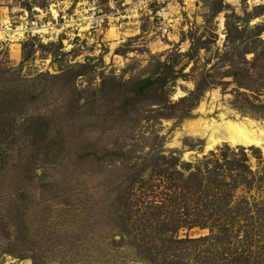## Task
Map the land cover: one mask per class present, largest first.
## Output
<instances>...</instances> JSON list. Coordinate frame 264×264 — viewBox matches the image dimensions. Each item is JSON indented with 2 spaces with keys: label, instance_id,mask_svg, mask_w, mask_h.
Returning <instances> with one entry per match:
<instances>
[{
  "label": "rangeland",
  "instance_id": "374dc122",
  "mask_svg": "<svg viewBox=\"0 0 264 264\" xmlns=\"http://www.w3.org/2000/svg\"><path fill=\"white\" fill-rule=\"evenodd\" d=\"M235 1L196 0L180 23L171 0H0V264H264V145L207 150L214 130H189H264V61L234 48L259 42L263 58L264 0ZM158 78L164 102L132 98L133 83ZM197 216L229 230L162 225Z\"/></svg>",
  "mask_w": 264,
  "mask_h": 264
},
{
  "label": "trees",
  "instance_id": "16d2710c",
  "mask_svg": "<svg viewBox=\"0 0 264 264\" xmlns=\"http://www.w3.org/2000/svg\"><path fill=\"white\" fill-rule=\"evenodd\" d=\"M221 10H223V6H222V3L220 2L219 5H217L216 7H214V11H215V14L221 12ZM253 13H256L255 16L257 18L259 17H262L264 16V6H260V7H257L254 9ZM229 18L227 19V24H226V28H227V32H228V39L232 40L233 44H236V43H239L241 39H243L244 37V32L242 34L238 33V30L237 28H235L234 25L230 24L229 23ZM232 25V26H231ZM258 35L257 36H261L263 33H264V26L263 27H258ZM235 33L234 36H232V34ZM258 41V40H257ZM256 43H259V42H253L251 44H248L247 46H245V48H238L237 46H235L234 48L235 49H238L242 55V57L244 56H248V55H255V58H254V63H258L261 59V61H264V54H263V58H261L259 52H258V48H255V44ZM264 47V42L261 43ZM166 68V66H164ZM170 68V67H169ZM168 68V69H169ZM171 73L174 74V68H171ZM79 73H77V76H80L78 75ZM260 76H264V72L260 74ZM159 79V80H158ZM157 80H145V81H139V82H136V83H133L130 87V90L132 91V93L134 94L132 98L136 99L137 101H139L140 99L144 98V97H150L153 95V97H157L158 99H160L161 102H164L165 101V92H164V89H163V86H161V83L164 81V79L162 80L161 78H158ZM164 83V82H163ZM237 85L239 87V89H243V90H246V91H252V89L250 88V86H246V84L244 82H237ZM160 87V88H159ZM205 89H203L202 87L199 89H197L196 92L192 93L189 98H188V101L187 102H197L198 100H200V98L202 97V94L204 93ZM11 100V99H10ZM185 102V101H182V103ZM161 105V104H160ZM131 106H134V103H133V100L131 98H126L124 101H123V107L125 109H129ZM225 158V157H224ZM239 171L241 172V169H239ZM136 180H138V178H134L133 181L136 182ZM221 187V186H220ZM169 188V191L173 190L175 187H173L171 184L168 186ZM179 186L176 187V189H178ZM175 189L174 195H171L172 196V200H167L168 204L170 206H172L176 200V198H178L179 196V192H177V190ZM235 189V188H234ZM213 190L214 191H220V188H218L216 185H214L213 187ZM202 194V192H201ZM231 194V193H230ZM227 195V194H226ZM225 196V194L223 195ZM182 197V196H180ZM168 199H170V195L167 197ZM215 199L217 200V197H215ZM215 202V201H213ZM205 205H207V203H209V201H204ZM227 204V203H226ZM228 204H231V201L229 200ZM151 207V208H150ZM148 209H142V211H146L145 214H148L150 213L151 211L157 213L156 211H160L163 209L162 206L161 207H152V205L150 206ZM218 206H213L211 209L210 212H215L217 209ZM241 206L239 205V209L242 210L240 208ZM164 209L168 212V210L164 207ZM153 215V214H152ZM204 215V214H203ZM244 215V214H243ZM247 216L246 219L247 221L244 220L245 222V226H248V229L249 230H253L255 228H253V224L256 222H258V218L255 217L256 215L253 214V212H249L247 214H245ZM216 216V215H215ZM220 217H223V216H220ZM211 218V219H210ZM207 217V216H197L195 217V221L192 222L191 224L187 225L183 222L181 223H177L175 224V219H173L172 217L171 218H166V221L162 223V225L165 224V228L167 229L168 226L172 225L174 227V230H180L182 228H188V229H192V228H200V229H205V228H209L210 230H213L212 228L214 227H218L219 230H229L227 228V225H224V224H219V225H216V222L214 220L213 225L211 226L209 223H211V220L213 219L211 216ZM131 221V220H130ZM251 227L253 229H251ZM217 238V237H215ZM206 241V239H200V240H195V241H179L180 244H184L185 242H190V243H199V242H204ZM247 250V249H246ZM245 254H242V257H243V262L242 263H239V264H250V261L247 259L246 256H244ZM239 261H242L241 260V257L239 259Z\"/></svg>",
  "mask_w": 264,
  "mask_h": 264
},
{
  "label": "bare ground",
  "instance_id": "6f19581e",
  "mask_svg": "<svg viewBox=\"0 0 264 264\" xmlns=\"http://www.w3.org/2000/svg\"><path fill=\"white\" fill-rule=\"evenodd\" d=\"M261 0H256V2H260ZM231 2H236L235 0H231ZM8 23V22H7ZM3 24V23H2ZM10 32V31H7ZM39 33H45L46 30L41 29L38 31ZM111 39H117L118 35L114 34V31H111ZM22 30L16 31L14 34L22 35ZM5 32L0 31V38H4ZM13 38V37H12ZM199 111L203 113V117L206 115L205 105L202 104L199 108ZM226 116V115H225ZM225 119V118H224ZM222 121V120H221ZM210 122V121H209ZM203 119H200L196 123L190 126V131L194 134H206L211 130H214L213 133L217 138L212 136L210 139L207 150H212L220 143H227L233 147L241 146V147H262L264 145V130L257 127L254 123L249 124H237L234 122H226L221 126H217L216 123H209ZM213 122V120H212ZM218 123V122H217ZM241 123V122H240ZM215 128H218V131H215ZM264 147V146H263Z\"/></svg>",
  "mask_w": 264,
  "mask_h": 264
},
{
  "label": "built area",
  "instance_id": "2783aa9c",
  "mask_svg": "<svg viewBox=\"0 0 264 264\" xmlns=\"http://www.w3.org/2000/svg\"><path fill=\"white\" fill-rule=\"evenodd\" d=\"M169 1V0H168ZM180 2H178V0H171V4L168 6L167 9H172L173 12H176V16H179V22L182 23L183 22V17L184 15L186 14H190L189 13V10H192V9H196V0H180ZM158 2V1H157ZM178 3V6L177 7H173L175 4ZM175 17V13H174V16ZM83 19H86L85 22H83L84 25H87L90 23V20L87 18V17H83ZM184 24V23H183ZM192 25L193 23L190 22L186 24V29L189 30L188 26L189 25ZM182 26V24H180ZM190 25V26H191ZM90 26H91V29H90ZM87 27V32L89 31V33L92 31V30H95V29H98V28H101V25L97 26L96 25H93V23ZM168 27V26H167ZM160 32L162 33L163 37L165 36H168L169 34V30L168 28L164 27L160 30ZM27 33V32H26Z\"/></svg>",
  "mask_w": 264,
  "mask_h": 264
}]
</instances>
